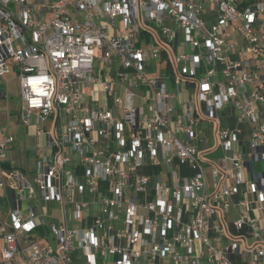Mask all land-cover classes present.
<instances>
[{"label":"built area","instance_id":"obj_1","mask_svg":"<svg viewBox=\"0 0 264 264\" xmlns=\"http://www.w3.org/2000/svg\"><path fill=\"white\" fill-rule=\"evenodd\" d=\"M238 41L245 60L231 57ZM11 74L21 89L22 124L50 128L38 132L48 153L30 178L5 167L15 137L0 130V191L15 194L8 218L0 212V264H74L77 249L85 264H99V254L115 264H234L245 247L219 242L242 184L234 225L258 240L245 248L251 264L264 260L262 228L246 198L256 197L264 213V0H0V83ZM183 86L193 94L176 112ZM94 87L103 107L85 102L84 91ZM226 107L250 124L244 139L220 124L217 113ZM10 112L7 106L3 114ZM204 122L225 152L219 164L209 163L213 189L196 144ZM146 154L153 162L161 156L169 169L149 202L138 199L151 180L138 173ZM185 168L193 173L182 175ZM96 194L100 209L86 226L93 203L86 197ZM38 197L56 202L63 220L42 240L33 234L44 216L21 209ZM217 214L222 222L213 224Z\"/></svg>","mask_w":264,"mask_h":264},{"label":"crops","instance_id":"obj_2","mask_svg":"<svg viewBox=\"0 0 264 264\" xmlns=\"http://www.w3.org/2000/svg\"><path fill=\"white\" fill-rule=\"evenodd\" d=\"M238 47L239 49L236 50L234 53L231 54V57L233 59H240L245 60L242 56L241 51H239L243 46L242 42L238 41ZM6 77V76H5ZM6 80V83L9 82L8 79L4 78ZM15 80V79H14ZM177 96L174 100V106L176 108V112H183L185 110L184 103L186 100H189L192 96V91L187 89L183 86L181 91L176 92ZM84 99L85 102L90 104L92 108H98L103 107L105 100L104 97L101 94L99 87H94L91 89H87L84 91ZM1 97V96H0ZM2 99H8V95H5L4 97H1ZM5 116V115H4ZM218 119L220 121V124L229 129L233 130H240V139H244L247 137L250 133V124L248 122H243L240 119V115L238 112L235 111H229V109L223 108L220 109L217 113ZM8 119V118H7ZM20 119V117H19ZM9 121V119H8ZM21 122V120H20ZM22 124V122H21ZM225 125V126H224ZM24 127V136L19 137L15 136L14 134L10 133L8 131V124L4 130H6L9 134L13 135L15 137V142L10 146L8 150V157L4 163L5 167L7 169H17L19 171H22L28 178H30V173L35 167L36 161L40 159L42 156L46 155L48 153L47 149V137L44 134H39V131L42 130H48L50 128V124L46 123L45 125H31L29 127ZM198 135L199 139L197 140L196 144L199 146V148L202 150V153H204V157L208 161V164H206L205 167V174L208 180V185L210 189H213L214 187V179L211 174L210 170V164L209 163H215L219 164L222 160V158L225 156L224 150L217 146V138L215 133V127L210 122H204L201 123L198 127ZM105 143L102 141H99L97 143L98 149H104ZM223 153V156H217V154ZM32 163L31 165H29ZM21 165V166H20ZM168 167L163 162L161 156L158 157L157 161H151L148 154H146L144 163L142 167L139 168L138 173L140 175H147L151 178L150 183L147 187V189L138 195V199L142 200L144 202H149L155 199V186L158 182H162L166 179L168 174ZM78 173L83 172V168L79 166L77 168ZM182 175H191L193 171L191 169L185 168L181 171ZM245 181L248 182L250 177L249 174L246 172L245 175ZM245 189H247V184H242L240 187V193H237L233 195L230 198L231 207L229 212L224 217V232L222 234V238L219 242L221 246H229L232 241H237L239 244L244 248H250L254 247L258 244V240L255 239L251 235V230L249 227L245 226L242 229H238L235 227L234 222L239 219L241 209L238 205L239 201L244 199L245 196L243 195ZM0 195L2 196V200L0 203V212L1 217L3 219H7L9 209L10 207H14V197L15 194L11 189H8L5 191H0ZM99 195L96 194L93 197H86L88 200H92L93 203H91L92 211L90 214V218H87L85 220L86 226H91L93 222V217H96L98 215V211L100 209V203L98 202ZM249 200H251V215L255 216L258 221L259 225L262 228V238L264 240V213H263V206L257 201V198L253 196H246ZM7 206V216L5 217L4 212L2 211V205ZM50 205H53L54 207L51 209ZM21 209L24 213H27L28 210L34 209L38 212L39 215L44 216L46 225L44 227H40V229L36 230L33 234L34 237L38 238L39 240H42L44 237L42 236V232H46L49 229L50 225H59L62 224V216L60 207L56 202L53 201H44L41 198H34V199H26L23 200L21 203ZM57 209L58 215H54L53 211ZM193 216V211L189 210L184 214V223L188 224L191 221V218ZM222 222V218L219 214L213 217L212 223H218ZM109 236H114L113 231H109ZM211 237L219 236L217 231L211 230L210 231ZM221 237V236H220ZM2 239L0 238V246H1ZM115 243L117 245H124L125 241L120 238H115ZM245 248L242 249V251L232 257V260L234 261V264H251V257L247 251H245ZM199 249L197 246H194L193 252L195 253ZM179 251L182 254L187 253V248L185 247H179ZM1 253L0 252V261H1ZM113 257H107V259H104V256L99 254L98 255V262L99 264H115ZM73 263L74 264H85L84 263V253L82 249H77L73 253ZM151 264H175L173 259L171 258H160L157 261L151 263ZM187 264V263H182ZM203 264H208L207 261L204 259ZM257 264H264V260L258 262Z\"/></svg>","mask_w":264,"mask_h":264},{"label":"rangeland","instance_id":"obj_3","mask_svg":"<svg viewBox=\"0 0 264 264\" xmlns=\"http://www.w3.org/2000/svg\"><path fill=\"white\" fill-rule=\"evenodd\" d=\"M96 68L100 69L103 68V65L99 62V60L96 61ZM9 80L8 83H6V80L0 83V91L8 95V99H2L0 97V130H4L8 124V131L15 136L22 137L24 136V127L23 124H21L18 111L21 107V89L18 83V80L15 78L14 74L7 75L5 77ZM15 79V80H14ZM7 106L11 109L9 121L6 116H4V112L6 111ZM225 126V125H224ZM223 156V153L217 154V156ZM30 163L29 165H31ZM21 166V165H20ZM54 206L50 205V208L52 209ZM55 208V207H54ZM2 211L4 212V216H7L8 210L7 206L4 204L2 205ZM53 214L56 216L58 215V210L55 209L53 211ZM8 218V216H7ZM0 246V252L4 250V244L1 242Z\"/></svg>","mask_w":264,"mask_h":264}]
</instances>
